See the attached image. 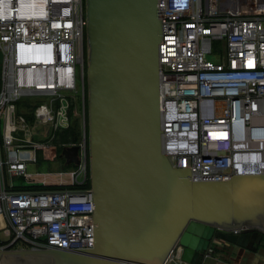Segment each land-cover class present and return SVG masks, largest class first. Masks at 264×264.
Masks as SVG:
<instances>
[{"label":"built area","instance_id":"2783aa9c","mask_svg":"<svg viewBox=\"0 0 264 264\" xmlns=\"http://www.w3.org/2000/svg\"><path fill=\"white\" fill-rule=\"evenodd\" d=\"M158 10L164 154L196 181L264 174V0H158ZM87 24L85 0H0V216L9 236L0 251L94 247ZM72 104L80 141L59 146L77 145L80 162L64 170L54 140L70 127ZM39 151L55 170L29 172ZM6 175L35 188L19 190ZM184 249L176 245L166 264H191Z\"/></svg>","mask_w":264,"mask_h":264},{"label":"water","instance_id":"95a60500","mask_svg":"<svg viewBox=\"0 0 264 264\" xmlns=\"http://www.w3.org/2000/svg\"><path fill=\"white\" fill-rule=\"evenodd\" d=\"M85 5L94 247L1 250L0 264H166L178 244L204 264L219 240L264 241V174L196 181L162 150L158 0Z\"/></svg>","mask_w":264,"mask_h":264},{"label":"crops","instance_id":"0c3cea01","mask_svg":"<svg viewBox=\"0 0 264 264\" xmlns=\"http://www.w3.org/2000/svg\"><path fill=\"white\" fill-rule=\"evenodd\" d=\"M6 180L13 182L16 186L24 184V178L19 176L6 175ZM5 225L6 220L0 216V231ZM217 242L204 264H264V242L255 243L252 248L224 240Z\"/></svg>","mask_w":264,"mask_h":264},{"label":"trees","instance_id":"16d2710c","mask_svg":"<svg viewBox=\"0 0 264 264\" xmlns=\"http://www.w3.org/2000/svg\"><path fill=\"white\" fill-rule=\"evenodd\" d=\"M86 66H87V64H86ZM87 96L88 95H87V83H86V98H85L86 122H87L86 126H87V135H89V132H88V97ZM28 105H29L28 100H21L18 103V111L23 112L27 116V118L31 120L32 116H31V111H30ZM74 109H75V106L72 104L70 107V110H69V113L72 116V123H71L70 127L60 131L59 134L57 135V137L55 138L54 144H56L57 146H59L61 144H77L80 141L81 124H80L79 118L74 115ZM57 148H58L57 157H58V159L63 160V163H61V165L59 167L61 169L65 168V166H68L69 167L68 169L75 167V164H70V165L67 164L66 159L62 156V151H63L62 147L59 146ZM38 157H39L38 163L41 162V164H52L51 159H47V158L45 159V157L43 155V151L38 152ZM89 185H90V183H87L84 186L87 187ZM16 188L19 190H25V189L35 188V186L20 185V186H16Z\"/></svg>","mask_w":264,"mask_h":264},{"label":"rangeland","instance_id":"374dc122","mask_svg":"<svg viewBox=\"0 0 264 264\" xmlns=\"http://www.w3.org/2000/svg\"><path fill=\"white\" fill-rule=\"evenodd\" d=\"M211 58H213V57H211ZM61 161L63 163V160H61ZM56 166H57L56 163H54V164H41V162H40V163H37V164H30L28 170H29L30 173H33V174L36 173V172L45 173L47 171L55 170ZM68 168H69L68 166H65V168H63V169L64 170H68ZM8 237L9 236H7L5 231L2 229L0 231V241L1 242L7 241Z\"/></svg>","mask_w":264,"mask_h":264},{"label":"flooded vegetation","instance_id":"af4514ba","mask_svg":"<svg viewBox=\"0 0 264 264\" xmlns=\"http://www.w3.org/2000/svg\"><path fill=\"white\" fill-rule=\"evenodd\" d=\"M264 241H262L261 243H263Z\"/></svg>","mask_w":264,"mask_h":264}]
</instances>
